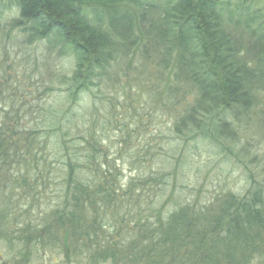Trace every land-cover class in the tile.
<instances>
[{
	"label": "trees",
	"instance_id": "1",
	"mask_svg": "<svg viewBox=\"0 0 264 264\" xmlns=\"http://www.w3.org/2000/svg\"><path fill=\"white\" fill-rule=\"evenodd\" d=\"M14 1L18 15L11 20L12 26L21 30L27 43L53 35L63 48L71 50L74 67L67 96L72 102L80 93L107 84L115 62L124 63L130 58L129 64H124L129 68L136 49L139 52L141 47L151 45L157 56L152 69L157 90L153 102L160 109L173 108L176 112L170 129L175 147L181 149L188 143L198 145L207 140L211 150L213 146L226 148L228 140L238 135L240 117L251 111L264 114V13L253 3L166 0L160 26L142 29L143 25H134L132 19L117 15L114 8L118 4H138L139 0ZM232 10L241 16L240 22L250 30L249 35H255L244 41L246 45L234 40L224 27L223 15ZM257 19L262 24L253 30L251 26ZM173 56L175 70L169 73V59ZM59 125L56 122L47 128L55 132ZM83 132V143L89 135L94 138L92 132ZM32 133L19 135L5 122L0 127V187L17 183L19 178L31 191V187L38 186L35 178L42 175L49 163H45L47 155L33 157V142L27 137L31 138ZM67 150L62 143L61 152ZM232 152L230 149L229 153ZM87 154L88 150H84V156ZM54 155L60 156V152ZM62 157L65 158L59 168L63 172L65 199L69 207L73 205L77 210L63 213L58 220L65 217L67 226L70 225L65 233H70L71 241L58 242L57 236L48 238L50 233L47 240L41 239L44 231H38V224L33 237L17 239L20 249L27 250L39 241L77 248V256L86 255L88 248L104 249L87 253L90 264H97L99 259L110 264H251L256 258L264 259V187L251 177L242 196L227 189L209 201L180 198L165 213L153 206L151 213L128 208V214L136 212V217L127 220L126 213L119 217L123 204L115 196L118 189L107 179L109 173L102 170L106 157L93 155L100 170L91 178L82 174L83 158H75L68 151L62 152ZM18 158L24 163L16 162ZM162 160H157L158 180L165 172ZM131 188L124 191L130 192ZM164 194L162 187H155L153 201H161ZM87 219L90 227L98 228L101 238L85 227ZM118 223L131 224L133 235L112 243ZM106 226L109 237L103 234ZM19 230L25 232V227ZM75 233L78 243L74 244Z\"/></svg>",
	"mask_w": 264,
	"mask_h": 264
},
{
	"label": "rangeland",
	"instance_id": "2",
	"mask_svg": "<svg viewBox=\"0 0 264 264\" xmlns=\"http://www.w3.org/2000/svg\"><path fill=\"white\" fill-rule=\"evenodd\" d=\"M139 1L138 4H118L114 7L116 14L132 19L134 25H143L142 29L159 27L167 9L166 0ZM237 1L232 0V3ZM245 1L264 13V0ZM17 15L14 0H0V127L5 122L19 135L33 132L31 138L27 136L33 142V157L47 155L45 163L49 164L41 176H36L38 186L31 187L32 191L24 185L22 178L17 183L9 182L0 187V264H64L61 246L39 241L24 250L17 241L22 240L21 236L33 237L38 224V231H44L41 239L47 240L50 233L48 238L57 236L58 242H63L62 239L64 243L71 241L70 233H65L70 225L67 226L65 217L63 221L58 220L63 213L77 210L73 205L69 207L70 203L65 199L63 172L59 168L65 158L62 152L83 158L82 174L90 178L100 170L93 155L107 158L102 170L109 173L107 179L116 185L115 196L123 204L119 217L126 213L127 220L136 217V212L128 214L129 209L135 207L136 211L151 213L149 209L153 206L165 213L172 210L180 198L192 201L197 197L209 201L227 189L242 196L249 187L250 177L264 187V114L251 111L240 117L238 135L228 140L226 148L225 145L213 146L211 150V143L206 140L198 145L188 143L179 149L174 146L175 137L170 130L176 112L173 108L169 111L160 109L153 102L157 90L152 69L157 56L151 45L140 48L143 54L136 49L129 68L125 65L129 64L130 58L124 63L115 62L107 84L80 93L72 102L67 96L74 67L71 50L63 48L53 35L27 43L21 30L12 26L11 20ZM240 18L232 10L224 13L222 20L233 39L246 45L244 41L255 35H249L250 30L243 28ZM260 24L261 20L257 19L251 29ZM174 62V56L170 57L169 73L175 70ZM56 122L60 123L57 131H50L47 127ZM83 131L92 132L100 145L90 135L83 143ZM61 142L67 151L61 152ZM230 149L232 153H229ZM84 150H88L87 156H84ZM59 152L60 156L54 155ZM158 159H163L165 168L161 180L155 178ZM16 162L23 164L24 160L18 158ZM45 163L41 162L42 165ZM33 171L31 168V175ZM126 187L133 188L127 192L124 191ZM155 187L164 189L161 201H153ZM84 224L90 227V219ZM24 227L25 232L19 230ZM132 227L118 223V231L112 233L111 242L133 235ZM108 228L102 229L106 237H109ZM90 230L101 238L96 226H91ZM3 232L5 235H1ZM73 239L74 244L78 243L77 233ZM119 250L121 248H117ZM91 251L105 250L88 248L86 255H76L73 264H90L87 253ZM98 261L97 264H110L109 261ZM251 264H264V259L256 258Z\"/></svg>",
	"mask_w": 264,
	"mask_h": 264
},
{
	"label": "flooded vegetation",
	"instance_id": "3",
	"mask_svg": "<svg viewBox=\"0 0 264 264\" xmlns=\"http://www.w3.org/2000/svg\"><path fill=\"white\" fill-rule=\"evenodd\" d=\"M60 251L63 256V258L61 259V262H63L64 264H73L78 250L76 248H61L60 247Z\"/></svg>",
	"mask_w": 264,
	"mask_h": 264
}]
</instances>
